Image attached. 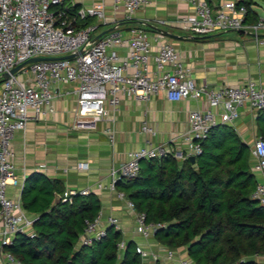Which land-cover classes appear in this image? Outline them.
I'll return each instance as SVG.
<instances>
[{"label": "built area", "instance_id": "2783aa9c", "mask_svg": "<svg viewBox=\"0 0 264 264\" xmlns=\"http://www.w3.org/2000/svg\"><path fill=\"white\" fill-rule=\"evenodd\" d=\"M190 3L194 13L181 20L184 29L195 35H208L215 32L244 31L254 37L264 32V18L247 24V10L236 2H228L213 10L206 0H183ZM64 0H0V248L2 264H24L11 252L4 250L12 243L18 232L32 234L33 219L28 218L22 209L19 195L12 198L8 188L21 189L20 179L15 174L13 159L15 152L13 138L15 133L24 131L30 121L39 122L46 116L45 107L56 98L54 87L76 84L77 97L75 119L72 128L81 132L95 131L100 122H108L111 111H115L122 97L139 102L163 94L168 101L178 102L186 99L206 102L205 109L190 110L187 114L188 131L184 135L187 144L185 153H176L177 159H188L201 152L199 142L203 141L210 129L218 124L236 121L242 109L257 113L264 109V88L255 82L240 86L222 84L217 87L198 86L190 76V70L178 59L174 47L160 44L153 50L154 39L141 28L130 29L125 36L111 32L96 37L97 27L85 25L89 18L101 23L105 21V7L102 2L90 7L80 8L75 16L59 9ZM147 0H112L114 7H122L131 17ZM81 22V24H79ZM164 23V22H162ZM98 36V35H97ZM263 44V41H258ZM125 48V57L118 54ZM74 55L71 59H58L30 63L16 73L10 71L25 61L38 57H63ZM5 74L8 77L5 78ZM142 132L154 136L156 132L142 125ZM109 141H114L111 126L103 130ZM167 152L149 141L143 148L128 154V159L118 169L109 173L110 183L98 184L99 190L115 192L130 211L137 234L147 239L153 237L163 222H146L143 213L134 210L133 204L115 184L118 180H129L138 176L140 162L163 156ZM252 170L260 177L251 199L264 207V141L256 137L252 148ZM86 163L77 166L87 170ZM89 189L69 190L60 195L61 201L71 200V196L88 195ZM99 212L92 221H85L84 232L80 238L83 244H90L105 235L106 227L120 229L115 217L105 219ZM125 241L118 243L123 248ZM136 253L142 261L150 259L154 264L160 258L157 251L146 250L136 245ZM168 261L176 257V250L164 249ZM189 258L178 259V264H191Z\"/></svg>", "mask_w": 264, "mask_h": 264}, {"label": "crops", "instance_id": "0c3cea01", "mask_svg": "<svg viewBox=\"0 0 264 264\" xmlns=\"http://www.w3.org/2000/svg\"><path fill=\"white\" fill-rule=\"evenodd\" d=\"M206 1L214 11L224 3L245 1L249 4L251 15L246 20L247 24L264 18V10L263 15H260V7L254 0ZM69 2L77 5L78 9L99 2L104 4V23L99 20L95 22V18H89L83 23L96 26V36L111 32L125 36L132 28L145 30L153 39L157 35L160 36L153 41V50L156 51L163 43L172 45L178 59L190 70V76L198 86H240L255 82L264 88V32L259 33L257 37L244 31L192 34L184 29L181 20L192 15L194 8L183 0H147L131 17H127L122 7H114L112 0ZM258 41H263V44ZM126 51L125 48H119L118 54L123 58ZM75 88L76 84L54 87L57 95L54 101L45 107L47 112L43 120L30 121L24 131L15 133L13 165L21 186L29 174L38 172L50 180H59L63 192L89 189L99 199L103 224L105 225V219L108 217L117 218L122 240L132 239L146 250L157 251L160 258L155 264H178V259L188 258L185 248L180 247L175 249L176 257L173 260H166L164 249L168 247L158 242L154 236L145 239L137 234L134 219L125 203L117 199L115 192L99 190L97 185H109L110 171L113 168L118 169L127 161L128 154L143 148L146 141L170 153H185L187 144L184 135L189 129L187 114L190 110L205 109V100L186 99L171 102L163 94L148 102L122 97L117 109L111 111V120L100 122L95 131L81 132L72 128L77 100ZM144 123L156 132L154 136L142 132ZM228 125L251 151L258 137L256 113L242 109L240 117ZM108 126L114 130L113 143L103 132ZM80 163H86L87 170L77 169ZM256 179L259 181L260 177L256 175ZM19 193L20 189L8 188V195L14 199ZM25 214L34 220L35 216L26 212ZM29 231H33L32 226ZM252 258L264 264V252ZM143 263L154 264L150 259L144 260Z\"/></svg>", "mask_w": 264, "mask_h": 264}, {"label": "trees", "instance_id": "16d2710c", "mask_svg": "<svg viewBox=\"0 0 264 264\" xmlns=\"http://www.w3.org/2000/svg\"><path fill=\"white\" fill-rule=\"evenodd\" d=\"M250 18L249 4L237 3ZM77 5L64 0L59 9L75 16ZM256 133L264 141V109L256 113ZM195 162L178 161L173 153L142 160L137 177L118 180L116 190L143 213L146 222H163L154 238L172 249L185 248L194 264H261L252 257L264 252V207L251 199L257 184L250 149L228 124H218L199 142ZM59 180L33 172L23 181L22 209L35 216L32 234L18 232L4 247L24 264H141L137 243L124 247L121 231L106 227L90 244L80 238L85 221L100 212L98 197L73 195L54 206L62 195Z\"/></svg>", "mask_w": 264, "mask_h": 264}, {"label": "water", "instance_id": "95a60500", "mask_svg": "<svg viewBox=\"0 0 264 264\" xmlns=\"http://www.w3.org/2000/svg\"><path fill=\"white\" fill-rule=\"evenodd\" d=\"M102 35L103 34H100V35L96 36L94 40L99 39ZM73 57H74V55L63 56V57H38V58H32V59H29V60L25 61L24 63L16 66L15 68H13L10 71V74L16 73L21 67H23V66H25L27 64H30V63H36V62H41V61H52V60H58V59H71ZM4 77L7 78L8 74H5ZM188 159H189V161L191 163L195 162V157L194 156H190ZM60 200H61L60 195L56 194L54 196V200H53L52 206L56 205Z\"/></svg>", "mask_w": 264, "mask_h": 264}, {"label": "rangeland", "instance_id": "374dc122", "mask_svg": "<svg viewBox=\"0 0 264 264\" xmlns=\"http://www.w3.org/2000/svg\"><path fill=\"white\" fill-rule=\"evenodd\" d=\"M255 2H257L258 6L260 7L258 9V13L260 15H263V10H264V0H254ZM97 19H95V22H96Z\"/></svg>", "mask_w": 264, "mask_h": 264}]
</instances>
